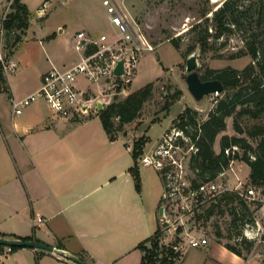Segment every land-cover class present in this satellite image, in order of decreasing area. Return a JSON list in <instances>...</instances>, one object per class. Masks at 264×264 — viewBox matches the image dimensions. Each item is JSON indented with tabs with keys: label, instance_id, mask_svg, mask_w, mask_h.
<instances>
[{
	"label": "crops",
	"instance_id": "crops-1",
	"mask_svg": "<svg viewBox=\"0 0 264 264\" xmlns=\"http://www.w3.org/2000/svg\"><path fill=\"white\" fill-rule=\"evenodd\" d=\"M22 2L28 6V0ZM100 5L83 10L77 31L95 36L106 33L107 16ZM0 11L10 12L6 0H0ZM36 19L37 23L31 18L23 41L10 58L18 68L6 76L8 93H0V234L6 239L31 238L82 258L85 264H141L143 254L138 246L157 230L161 189L149 200L143 180L141 190H133L130 169L134 160L129 145L145 137L144 149H149L161 135L152 143L148 127L133 134L132 143L126 130L112 141L101 121L100 129L90 121L57 118L42 100L15 116L11 99L22 100L34 93L53 66L68 69L80 60L74 49L77 31L68 34L69 26H53L47 12ZM79 83L96 94L101 89L83 79ZM132 92L135 90L128 95ZM197 107L190 108L198 111ZM38 217L44 222L38 223ZM208 242L199 248L185 246L179 264H264L237 256L217 240ZM1 264L69 263L43 250L23 248Z\"/></svg>",
	"mask_w": 264,
	"mask_h": 264
},
{
	"label": "trees",
	"instance_id": "trees-1",
	"mask_svg": "<svg viewBox=\"0 0 264 264\" xmlns=\"http://www.w3.org/2000/svg\"><path fill=\"white\" fill-rule=\"evenodd\" d=\"M6 2L11 5L10 12L3 22L2 44L6 58L10 59L30 27L32 13L22 0H6ZM209 13L212 14L211 17L208 16ZM191 31L197 32V36L196 44L189 48V54L198 46L201 53L205 54L212 49V43L222 39L228 41L237 35L242 48L232 54L230 59L246 55L251 59L242 70L227 67L221 70L206 69L203 72L202 68L198 69L202 81H220L223 91L206 117H201L196 109L186 107L173 121V125L179 127L200 124L197 141L199 152L191 162V170L196 176V181L214 180L228 167L231 160H240L250 169L249 185L264 195V0H224L220 7L212 12L204 8L200 22L194 25ZM170 42L178 48L174 39ZM154 89L155 82H151L99 111L98 117L110 140H116L118 135L123 133L125 125L141 117L142 109L152 98ZM2 92L8 93V87L6 77L0 69V93ZM182 96L181 91L173 94L169 90L166 91L162 112H168ZM228 118H232L233 130L237 136L222 135L219 138L226 131ZM147 141V138L141 137L134 142L132 148L134 167L130 172L137 190L140 189L137 164L143 156ZM218 141L219 153L214 148ZM233 146H237L240 153L227 156L225 150ZM249 205L237 193H225L216 202L211 203L197 220L205 225L213 217L227 214L230 217V226L236 228L241 224L243 228L254 224V218L247 216ZM216 225L215 240L246 260L254 247V241L238 234L234 244L223 243V233L220 226ZM0 237L5 236L0 234ZM21 240L32 241L31 238ZM177 241L171 246H165L161 243V233L157 228L151 238L138 246L143 254L141 264H179L183 254L173 249L178 244ZM15 250L18 248L13 249Z\"/></svg>",
	"mask_w": 264,
	"mask_h": 264
},
{
	"label": "built area",
	"instance_id": "built-area-1",
	"mask_svg": "<svg viewBox=\"0 0 264 264\" xmlns=\"http://www.w3.org/2000/svg\"><path fill=\"white\" fill-rule=\"evenodd\" d=\"M47 4L45 2L37 10L39 18L45 16ZM101 4L113 32L95 36L86 30L77 31L74 34V49L79 53V62L68 69L53 66L44 74L40 87L34 93L22 100L11 99L10 106L15 116L21 115L34 102L42 100L57 118L79 120L91 113L98 115L99 103L104 109L114 102L113 98L128 96L129 85L136 76L143 56L153 52L155 46L149 42L120 0H101ZM10 5L11 3L9 8ZM8 13L1 14V36L4 34L3 22ZM122 60L123 73L116 75L115 68ZM17 68V64L7 59L3 51L0 55V69L5 77L14 73ZM80 79L87 85L101 86L100 91L96 94L87 87H81ZM209 96L218 99L222 95L221 92H215ZM216 102L215 99L214 105ZM199 132L200 124L170 126L153 147L144 149L137 164L138 168L153 169L162 182L163 195L158 208L157 228L161 233V243L165 246L178 240V244L173 247L177 252H183L185 246L199 248L209 244L205 226L197 217L225 193L235 192L246 201H258L261 210H264V195L252 186L244 189L243 182L234 170L237 163L246 165L240 160H231L228 167L214 180L196 181L191 162L199 152ZM236 153H240L237 146L225 150L227 156H235ZM231 172L235 177L232 184V178L228 179ZM36 221L44 222L41 217L36 218ZM245 236L248 239H257L248 232ZM257 243H261L259 238ZM13 249L0 245V264L13 253ZM57 251L59 253L51 254L59 261L78 264L66 252L60 249Z\"/></svg>",
	"mask_w": 264,
	"mask_h": 264
},
{
	"label": "rangeland",
	"instance_id": "rangeland-1",
	"mask_svg": "<svg viewBox=\"0 0 264 264\" xmlns=\"http://www.w3.org/2000/svg\"><path fill=\"white\" fill-rule=\"evenodd\" d=\"M43 1L44 0H28L29 7L26 5L28 10L34 13L35 17L32 15V19L35 23L38 22L36 19V17H38L36 9L41 6ZM57 1L58 0H48L45 11L47 14H50L53 26L60 23L69 26L68 34L74 33L80 28V26H78V18L85 15L83 10L86 9V7H99L101 3V0H59L58 3ZM223 1L224 0H120V3L141 28L149 42L155 46L153 52L146 53L143 56L132 82L133 84L131 83L128 89L129 92L130 90L137 91L145 85L155 82L153 96L142 109L141 117L134 123L125 125L126 127L124 126L126 135L129 133L128 138L131 140V143L134 140V138H132L133 134L135 135L138 130L142 132L148 127H150L148 134L152 138V143H156L157 137L163 134L170 120L178 117L179 113L185 107L198 106L197 108L201 110H198L199 114L204 118L213 107L215 99H220H214L208 96L203 98L201 102H196L194 100L186 84L188 75L186 71V61L190 53L189 48L196 44L197 32H192L191 28L200 22L202 10L206 8L212 12L216 10ZM100 7L103 10L104 17H106L107 15L102 4ZM208 16L211 17L212 14L209 13ZM72 23L74 24L70 25ZM113 30L114 29L108 24L107 30L105 29L103 31L112 33ZM172 39L177 42L178 48L170 42ZM212 44V49L205 54L201 53L198 59L199 68H202L203 72L206 69L221 70L227 67L242 70L251 62L249 55L237 59H230L232 54L242 48V44L237 35L228 39V41L222 39ZM167 87L171 94L176 91H181L184 96H182L183 98L177 101L168 112H162V107L165 103L164 94L168 91ZM123 98H125V96L121 95L120 97L113 98V101ZM79 120L83 122L90 121L97 128L98 126L100 129L102 128L100 127L101 120L96 114L91 113V115L82 117ZM160 120L161 122H159ZM226 122V131L223 132L219 138L222 135L237 136L233 130L232 118H228ZM136 139L137 138H135V140ZM119 140L120 144L124 146L122 139ZM131 146L132 144L129 145L130 150H132L133 147ZM147 148H149V146ZM214 148L217 153L220 152L219 141L216 142ZM126 149H128V147ZM129 154L127 156L129 160H131ZM131 165L133 166L132 163ZM234 170L243 182V188L247 189L250 186L249 167L237 163L234 165ZM139 174V191L142 187L141 180H143L146 200H149V197H155L159 189H161V200L163 185L158 174L153 169L143 167L139 168ZM229 174L228 179L232 178V184L233 181H235V177L232 172ZM132 188L135 192L138 191L135 181ZM247 202L250 204L247 216H249V218H254V224L243 228L241 224H238L236 228H233L230 226V217L227 216V214L218 215L204 225L207 231V238L208 240H215L214 232L217 226L216 224L220 226V230L223 233V243L229 242L234 244L238 234L248 239L245 233H251L253 237L259 238L261 243H257V239H248L254 241V247L247 257L252 256L253 259L264 262V210H261V204L258 201L247 199Z\"/></svg>",
	"mask_w": 264,
	"mask_h": 264
},
{
	"label": "water",
	"instance_id": "water-1",
	"mask_svg": "<svg viewBox=\"0 0 264 264\" xmlns=\"http://www.w3.org/2000/svg\"><path fill=\"white\" fill-rule=\"evenodd\" d=\"M220 7V6H219ZM201 55L200 46L196 48L191 54H189L187 61H186V71L188 73L186 78V84L190 95L194 98L196 102H201L203 98L214 94L215 92H222L223 86L220 81L213 80V81H202L200 73L198 72L199 63L198 59ZM123 60L120 61L115 68V74L121 75L123 73ZM99 110L103 109V105L101 103L98 104ZM161 212V210H160ZM0 245L1 246H10L13 248L23 249V248H30V249H37L43 250L47 253H59L56 248L49 247L45 244L35 241H24L21 239H6L0 237ZM70 258L78 264H85L79 258L69 255Z\"/></svg>",
	"mask_w": 264,
	"mask_h": 264
},
{
	"label": "bare ground",
	"instance_id": "bare-ground-1",
	"mask_svg": "<svg viewBox=\"0 0 264 264\" xmlns=\"http://www.w3.org/2000/svg\"><path fill=\"white\" fill-rule=\"evenodd\" d=\"M218 1V0H217Z\"/></svg>",
	"mask_w": 264,
	"mask_h": 264
}]
</instances>
